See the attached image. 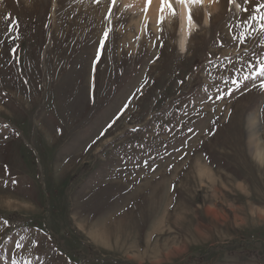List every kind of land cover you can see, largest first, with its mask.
Returning <instances> with one entry per match:
<instances>
[{
  "label": "rangeland",
  "instance_id": "obj_1",
  "mask_svg": "<svg viewBox=\"0 0 264 264\" xmlns=\"http://www.w3.org/2000/svg\"><path fill=\"white\" fill-rule=\"evenodd\" d=\"M234 2L194 7L183 52L177 4L158 29L1 3L0 264H264V41Z\"/></svg>",
  "mask_w": 264,
  "mask_h": 264
},
{
  "label": "snow or ice",
  "instance_id": "obj_2",
  "mask_svg": "<svg viewBox=\"0 0 264 264\" xmlns=\"http://www.w3.org/2000/svg\"><path fill=\"white\" fill-rule=\"evenodd\" d=\"M98 3L99 0H96ZM152 0H146V7L143 10L145 13L147 12V5L151 4ZM205 0H160V8H159V15L157 19V27L158 29L163 24L166 18L172 17L173 19L177 16V12L174 8V4H178L183 6V8L186 10V23L188 26V29L190 30L194 26V18H193V12L192 9L194 7H203ZM212 2H219V0H209V3ZM234 0H229V4H232ZM113 3H115V0H113ZM245 4H252V0H244ZM245 12H251L252 15L249 16V21L256 22V25L249 24V27H253L256 31V34L261 37V40L264 41V0H256V4L252 6L251 8H245ZM247 23V22H246ZM11 30V29H9ZM243 35V34H242ZM108 37V31H105L104 33V39L101 40L100 46L97 51V61L100 57V50L105 48L104 41ZM236 38L233 37V40ZM241 43H244V40L241 39ZM261 46H264L262 44ZM11 51H15V49H12ZM97 61H94V66ZM254 67L253 65H249V70ZM264 77V67H258L255 74L252 76H245L243 77V80H253L255 81L258 78ZM227 83V81H225ZM232 83L235 84V88L230 89L228 92H224L223 95L217 97L218 99H223L226 95H231L234 91L238 90L240 85L235 80H232ZM259 88L261 91H264V80L261 81L259 84ZM119 117H117L118 119ZM112 125L110 124L109 127ZM20 245L17 244V247Z\"/></svg>",
  "mask_w": 264,
  "mask_h": 264
},
{
  "label": "bare ground",
  "instance_id": "obj_3",
  "mask_svg": "<svg viewBox=\"0 0 264 264\" xmlns=\"http://www.w3.org/2000/svg\"><path fill=\"white\" fill-rule=\"evenodd\" d=\"M27 1L29 0H25V2L27 3ZM2 2H5V0H2ZM0 0V5H2ZM37 2V1H36ZM42 2V1H41ZM124 2L129 6V8L136 12H140V10L142 11L143 8L146 7V0H124ZM204 3L210 4L209 0H205ZM236 4V5H235ZM46 5V4H45ZM178 5V4H177ZM234 5L236 6V9H239V4H237V2H234ZM148 9H147V13L146 17H148L151 22L152 20L157 21L158 19V15H159V8H160V0H152L151 4L147 5ZM212 7V5L210 6ZM213 8V7H212ZM5 11V10H4ZM143 12V11H142ZM178 15H179V25H180V35H179V47L180 50H182V52L186 49V45L188 44V40L191 37V35L193 34V28L197 27V25L194 22V26L189 30L187 23H186V10L183 8V6L178 5ZM145 17V15H144ZM85 36V35H84ZM83 37V36H82ZM97 38V37H96ZM91 39V38H90ZM73 44V43H72ZM52 84V83H51ZM255 136V135H254ZM263 146V145H262ZM257 147V146H256ZM257 153L260 150H256ZM262 153V152H261ZM263 155H261L262 157ZM260 157V158H261ZM261 160V159H260ZM21 201V200H20ZM11 203V202H10ZM9 203V204H10ZM96 236L98 235V233L95 234ZM111 238V237H110ZM179 250H176L174 252H177ZM167 254V253H166ZM170 254V252H169ZM131 258V257H130ZM142 260V259H141Z\"/></svg>",
  "mask_w": 264,
  "mask_h": 264
},
{
  "label": "crops",
  "instance_id": "obj_4",
  "mask_svg": "<svg viewBox=\"0 0 264 264\" xmlns=\"http://www.w3.org/2000/svg\"><path fill=\"white\" fill-rule=\"evenodd\" d=\"M98 236V235H97Z\"/></svg>",
  "mask_w": 264,
  "mask_h": 264
}]
</instances>
